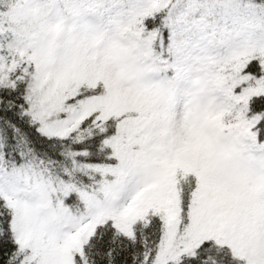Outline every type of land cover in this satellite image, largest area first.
Wrapping results in <instances>:
<instances>
[{
    "label": "snow or ice",
    "instance_id": "6c2138e0",
    "mask_svg": "<svg viewBox=\"0 0 264 264\" xmlns=\"http://www.w3.org/2000/svg\"><path fill=\"white\" fill-rule=\"evenodd\" d=\"M0 264H264V0H0Z\"/></svg>",
    "mask_w": 264,
    "mask_h": 264
}]
</instances>
